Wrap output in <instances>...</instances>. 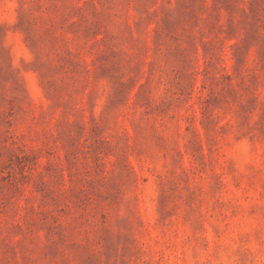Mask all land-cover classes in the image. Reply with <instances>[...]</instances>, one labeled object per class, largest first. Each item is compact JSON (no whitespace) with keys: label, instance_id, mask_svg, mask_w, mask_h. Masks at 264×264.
Returning <instances> with one entry per match:
<instances>
[{"label":"rangeland","instance_id":"374dc122","mask_svg":"<svg viewBox=\"0 0 264 264\" xmlns=\"http://www.w3.org/2000/svg\"><path fill=\"white\" fill-rule=\"evenodd\" d=\"M0 264H264V0H0Z\"/></svg>","mask_w":264,"mask_h":264}]
</instances>
